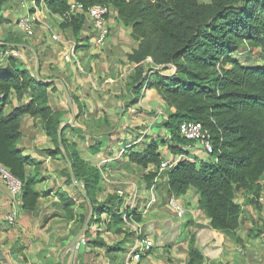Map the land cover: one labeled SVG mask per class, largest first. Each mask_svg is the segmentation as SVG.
<instances>
[{
	"label": "trees",
	"instance_id": "1",
	"mask_svg": "<svg viewBox=\"0 0 264 264\" xmlns=\"http://www.w3.org/2000/svg\"><path fill=\"white\" fill-rule=\"evenodd\" d=\"M7 1L0 0V11ZM70 1L38 0L37 3L43 2L50 14L63 19L62 30H71L78 37L86 23L89 27L90 23L85 14L70 13ZM76 1L86 9L107 5L111 14L116 12L118 20L132 30V39L138 43V48L128 56V61L136 67L134 72H140L133 94L139 97L147 85L146 90L154 91L167 111H174L167 115L163 112L160 127H155L157 132L163 129L165 133L146 136L141 150H127L129 163L148 171L145 180L146 187L150 188L167 154L180 155L179 148L188 143L179 132L180 124L185 121L200 123L212 134L214 155L208 159L202 156L205 160L200 163L182 160L173 170L165 171L168 197H182L195 189L200 195V209L211 221L212 228L236 233L241 218L236 193L252 192L259 197L264 192V64L245 65L235 58L241 47L260 50L264 58V0H210V3L199 0ZM90 31L93 42L95 34L91 27ZM82 39L89 41L90 36ZM149 58L164 70L173 66L176 73L173 76L162 72L146 74L143 69ZM50 88L57 91L53 83L38 82L15 58L0 67V93L3 95L0 100V164L22 182L24 211H36L41 198L36 190V173L40 172L42 163L25 156L19 144L21 118L25 115L40 117L53 145L43 153L63 162L66 185L82 201L80 223L83 225L87 219L84 207L88 208L89 200L94 208L92 222L95 217L99 219L109 214L116 233H124L119 228L127 227L122 218L124 212L134 215L132 221H142L143 216L137 215L138 205L135 209L126 208L123 213L116 210L121 205L116 204L117 193L107 192L102 184V172L81 159L77 146L67 138V131L72 128L69 125L62 129L63 154L59 128L66 114L54 112L50 107ZM14 93L20 107L6 116L3 107L12 103ZM29 96L30 102L24 106ZM74 100L79 103L78 99ZM137 101L138 98L131 104ZM166 133L170 134L168 141ZM101 140L90 148L92 154L101 151ZM67 159L72 164L78 186L72 182ZM60 202L67 219L73 220L75 200L61 195ZM263 235L264 222L250 232V237ZM100 241L96 239L90 244L99 245ZM237 242L241 241L237 239ZM102 243L100 246L104 247ZM188 257L187 264H204L203 254L194 246L193 237L188 242ZM0 264H4L1 258Z\"/></svg>",
	"mask_w": 264,
	"mask_h": 264
},
{
	"label": "crops",
	"instance_id": "2",
	"mask_svg": "<svg viewBox=\"0 0 264 264\" xmlns=\"http://www.w3.org/2000/svg\"><path fill=\"white\" fill-rule=\"evenodd\" d=\"M39 15H42L41 12ZM16 29L18 30V28ZM22 49L24 50L26 47L24 46ZM16 55V58L14 56L12 57L22 62L31 74V69L34 66L35 72L37 71L38 59L34 64L31 60L32 55H26L25 52H23L22 55L19 53ZM88 61L92 63V58H88ZM113 63H116V67L120 66L119 61H113ZM120 67L122 68V66ZM135 68L136 67L133 66L130 68L129 72L132 73ZM43 82L44 84L54 83V81L45 80H43ZM64 83L66 84V81ZM94 87L96 90V85H94ZM56 92H53L50 88L49 98L50 94H57ZM90 94L91 93L86 92L85 96L82 97L83 100H80V103L81 101H85L84 105L88 107L87 110L90 108V101L88 99ZM142 94L143 98L141 102H139V97L135 96L136 99L138 98V101L130 105L128 108L129 111H132L134 106L140 103V105H143L149 95L157 96L152 90H146L145 94ZM29 97L28 100L26 99L24 101V106L29 104L31 96ZM158 98L156 99L157 104L155 102L152 103V107L154 109L157 108V111L165 107V104ZM11 100V104H7L3 107V113L6 116L20 107L15 93L12 95ZM134 101L135 100H133V102ZM161 106L162 108H160ZM50 107L52 108L51 104ZM52 110L56 112L53 108ZM121 111L123 110H119L118 112ZM162 111L164 112V110H161L159 113ZM59 112H63V110ZM167 112L170 114L174 113L173 110H168ZM121 114H123V112ZM160 118H162V116H158L153 121L154 124L157 122L155 124L156 126H159L161 122ZM68 124L69 126L71 125L70 123ZM61 126H63V128L68 126L65 120ZM155 127L152 129L153 132H151L153 134L156 132ZM21 132L22 140L19 145L23 154L36 160V162L42 163L39 169L40 172L36 173L38 180L36 190L41 194V198L39 199L38 208L34 212L24 211L22 198L13 206L14 200L11 190L4 179L0 177L1 260L3 259L5 264H124L127 259L131 258V253L135 247L134 232L131 227H123L122 225L119 228H121L124 233H116V228L112 223V216L109 214H103L99 219L95 217L94 222L90 224L84 236L86 247L83 254H80L77 249L75 251L71 249L73 239L83 226L80 223L82 201L77 199L74 192L66 185V180L63 176V162L60 159H53L46 153H43L44 150L53 145L46 135L41 118L30 117L29 115L23 116L21 118ZM113 133L114 132H99L90 135L84 132L81 134L84 139H80L81 136H78V140L75 138L70 139L67 136L69 142L77 146L81 159L102 172L103 185L105 182L104 172L106 173V171H104L105 169H102L103 164L112 163V166L115 168L121 167L122 164H126L128 167H137L129 163L126 152H128L127 150L130 151L134 149L138 151L142 149V147L139 146L141 141H133V143L131 140L124 138L125 135L121 138L119 134L113 135ZM147 133L146 136L151 135L149 132ZM87 135L91 137V144H89V148H87L89 152L87 155L89 154V157L84 156L85 153L82 152L83 148L80 145V140L83 141L81 143L87 141L89 138ZM126 136L129 137L130 135ZM146 136L145 140L147 138ZM101 138L103 139L101 140L103 147L97 155H94L91 153L90 148ZM118 143H122V151L120 154L117 153V149L119 148L117 146ZM104 155H106V158L102 159L101 156ZM178 157L179 155L174 157L169 153L167 154L166 160L173 161L178 159ZM196 160L201 162L205 159L201 156L196 158ZM140 170L143 172L142 174L144 175L143 179L145 182V175H147L148 171L143 169ZM150 170H153V168ZM31 172H34V169H32ZM160 183H165L164 189L168 195V178L164 172H158L150 188L146 186L145 188H139L136 184H129V187H127L128 196L124 191L125 198L119 197L118 192H112L117 193L119 197L116 204L118 205L121 203L116 210L123 213L125 209L128 208V205L133 202L134 193H137L138 199H143L137 201L138 208L144 210V208L147 207L149 190L154 186L159 194ZM263 183L264 182H262V184ZM61 195H69V197L73 198L76 202L74 208L75 217L73 220L67 219V214L60 202ZM175 198L185 209L183 218H178L176 213L169 208V205L167 207L165 204L160 203L150 208L148 213L142 217L140 223L137 222L142 233L153 240L155 245L150 254L141 257L140 260H135L136 263L171 264V262H175L177 264H187L189 259L188 242L189 239L193 237L194 246L203 254L204 264H264V235L261 237H250V232L254 230L256 226H261L264 222V201L263 203L259 202L260 199H264V192H262L259 197H255L252 192L236 193L235 200L241 207V218L240 228L234 234L215 231L212 228L211 221L200 209V195L195 189L192 188L186 195ZM87 206L90 213V203L88 201ZM12 213L17 214V224L14 227L8 226L6 221L8 216ZM96 239L101 240L100 243H98L99 245L90 244ZM237 239L241 242L238 243ZM101 242L104 243V247L102 245L100 246ZM72 258L74 259L71 263Z\"/></svg>",
	"mask_w": 264,
	"mask_h": 264
},
{
	"label": "rangeland",
	"instance_id": "3",
	"mask_svg": "<svg viewBox=\"0 0 264 264\" xmlns=\"http://www.w3.org/2000/svg\"><path fill=\"white\" fill-rule=\"evenodd\" d=\"M37 1L8 0L3 5L0 11V67L6 66L8 60L13 58L12 56L16 58L17 53L22 55L25 52L26 55H32L31 60L34 64L38 59L40 77H36L34 65L31 69L33 77L38 82L39 80L54 81L57 94H50V104L56 112H58L57 110L65 112L66 116L63 117L65 123L67 125L70 123V126L73 127L67 131V136L70 139L78 140V136L80 137L84 132L90 135L99 132H114L113 135L119 134L121 138L125 135L124 138L132 142L141 141L139 146L143 147L142 142L145 141L147 132L153 134L151 133L153 132L152 129L157 123L154 124L153 121L159 116V111L164 110L166 115L168 112L166 106L163 107L164 109L161 106L162 109L159 111L152 107V103L157 104L156 99L158 97L154 95H149L143 105L140 103L134 106L132 111L128 109L131 102L136 100L133 94L135 81L140 79V72H129L133 65L127 57L138 48V43L132 39V30L124 27L114 12L107 17L108 39L104 45L97 47L91 42L89 24L86 23L82 35L76 37L71 30L64 31L61 29L62 18L50 14L45 4L43 2L39 4ZM199 1L210 3V0ZM35 6H38L41 11L40 21L34 23L30 32L17 31L16 24L21 19L31 16ZM89 36V41L82 39ZM24 46L26 49L23 50L22 47ZM74 54L78 59L77 61L73 58ZM88 58H92V63L88 61ZM235 58L245 65L258 66L264 64L260 50L255 51L241 47L236 51ZM113 61H119L122 68L116 67V63ZM143 71L149 75L162 72L164 75L173 76L176 73L173 66L164 70L162 67L155 66L150 58L145 62ZM63 84L72 98V107L68 106ZM94 85H96V90ZM145 91L143 89L142 93L145 94ZM86 92L91 93L88 96L89 110L84 105L85 101L80 103ZM142 93L139 96V102L143 98ZM74 99H78L79 103H76ZM119 110L123 111L118 112ZM122 112L123 114H121ZM156 127L159 128L160 125ZM156 133L163 134L165 131L158 129ZM90 135H87L89 141L87 139L85 143H81L83 141L80 140L82 152L85 153L84 156L86 157L89 155H87L89 153L87 148L91 144ZM126 135L130 136L127 137ZM169 135L166 133V141L170 138ZM117 146L119 147L117 153L120 154L122 143H118ZM163 151L166 152L167 149ZM101 157L104 159L106 155ZM204 158L208 159L206 156ZM102 169L106 171V173L104 172L105 182L103 186L109 193L122 190L128 196L127 187L129 184H136L139 188H145L147 184L146 181L144 182L143 172L137 167H128L126 164H122L121 167L115 168L112 163H107L102 165ZM160 185L158 204L162 203L168 207L169 197L164 189L165 183H160ZM137 200L143 199L137 197ZM84 212L88 217L90 214L88 208L84 207Z\"/></svg>",
	"mask_w": 264,
	"mask_h": 264
},
{
	"label": "built area",
	"instance_id": "4",
	"mask_svg": "<svg viewBox=\"0 0 264 264\" xmlns=\"http://www.w3.org/2000/svg\"><path fill=\"white\" fill-rule=\"evenodd\" d=\"M70 5V13L71 14H79L83 13L87 16L88 21L90 23V27L95 34L93 38V43L95 46H102L106 43L109 35V28L107 23V17L111 14V9L107 5H98L93 6L91 8L86 9L83 4L78 3L76 0H71L69 2ZM34 13L31 16H27L21 19L17 28L21 32H30L33 28L35 22L40 21V9L38 6H35ZM75 61H77V57L75 54L73 55ZM155 73V72H152ZM147 89V85L144 86V90ZM3 98V95L0 93V100ZM159 116H164L163 112L159 113ZM179 132L181 136L188 142L186 145L181 146L178 159L176 160H166L162 163L159 172L163 173L165 171L173 170L178 163H180L183 159H187L189 161L195 162L196 158L201 156H206L207 158H212L214 155V143L212 139V134L209 130L205 129L200 123L193 121H185L180 124ZM198 163H200L198 161ZM0 177H2L11 190L13 196V206H15L23 196V184L21 181L16 179L11 171L5 166L0 164ZM147 207L144 210H140L137 215L145 216L150 208L159 202V194L157 189L154 186L149 190ZM119 197L125 198V192L119 191ZM137 193H134L133 202L128 205L130 209H135L137 205ZM264 199H260L259 202L263 203ZM169 208L176 213L178 218H183L185 215V209L182 204L175 198L171 197L168 201ZM134 215L129 212H124L122 214V218L125 224L133 229L134 236V244L135 247L133 252L131 253V258L127 259L124 264H138L135 260H140L141 257H144L152 252L154 249V241L148 238L145 234L142 233L141 228L138 227V223L132 221ZM7 224L10 227H14L17 224V214L12 213L7 218ZM86 244V241L83 237L82 241ZM3 263L5 261L2 259ZM174 264V263H172Z\"/></svg>",
	"mask_w": 264,
	"mask_h": 264
},
{
	"label": "water",
	"instance_id": "5",
	"mask_svg": "<svg viewBox=\"0 0 264 264\" xmlns=\"http://www.w3.org/2000/svg\"><path fill=\"white\" fill-rule=\"evenodd\" d=\"M36 77L39 78V61H38V64H37ZM39 81L40 82H43L41 80H39ZM63 90H64V93H65V96H66V99H67V102H68L69 106L72 107L73 106L72 98H71V96H70V94L68 92V89L66 88L65 85H63ZM62 128H63V126H61L59 128V145H60V148H61L63 154H65V150H64V147H63V143H62ZM67 163H68V166L70 168V175H71L72 182H73L74 186H78V181L76 179V176H75V173H74L72 164H71V162L68 159H67ZM83 194L86 197V195H85L84 192H83ZM88 202L90 203L89 200H88ZM93 217H94V208H93L92 204L90 203V214L87 217L85 223L83 224L80 232L77 234V236L73 239V241L71 243V249L73 251H75L77 249L80 254H83L84 253V249L86 247V244L84 242H81V241H82L83 237L85 236V232L89 228V226H90V224L92 222ZM73 259L74 258H72L71 263H72Z\"/></svg>",
	"mask_w": 264,
	"mask_h": 264
}]
</instances>
